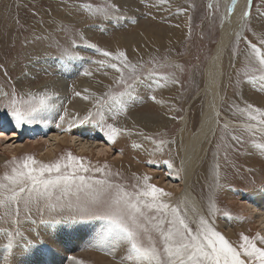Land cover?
Instances as JSON below:
<instances>
[{
    "label": "rangeland",
    "instance_id": "1",
    "mask_svg": "<svg viewBox=\"0 0 264 264\" xmlns=\"http://www.w3.org/2000/svg\"><path fill=\"white\" fill-rule=\"evenodd\" d=\"M222 5H226L223 0H0V118L10 120L6 130L0 127V183L8 185L0 192L10 195L11 188L19 192L21 185H11L4 177L14 175L13 169L22 168L27 158L35 160L33 167L39 168L58 161L67 163L71 155L75 167L83 164L89 169L76 175L90 183L107 180L130 194L155 186L162 190L160 201L177 207L193 231L203 218L238 251L245 243L242 234L264 248V223L260 224L264 214L258 210H249V214L243 194L250 191V198L264 194L259 190L264 189V131L260 129L264 126V82L259 79L264 76V66L249 47L255 44L264 51V0H251L250 14L243 22L245 38H233L228 45L229 61L220 60L222 98L216 129L202 156L195 160L188 182L200 208L187 206L179 197L182 123L186 118L184 137L199 127L204 97L200 89L220 37ZM125 36L134 38V46L130 40L117 45L116 40L123 41ZM102 51L112 56L105 57ZM56 60L66 64L56 67L52 65ZM69 60L82 61L81 71L71 73ZM90 78L95 80L82 85L83 93L78 92L80 81ZM124 91H130L124 97L127 104L114 105L109 97ZM87 94L96 99L83 110L81 99ZM52 98H60L61 118L16 126L8 107L13 100L23 105L38 104L40 99L49 103ZM69 107L80 108L75 121L67 119ZM60 120H67L68 125L63 127ZM89 122L102 128L96 138L105 141L109 150L98 155L94 148L79 151L65 142L49 145L55 129L72 132L77 124ZM253 123L259 128L249 125ZM108 124L118 129L111 141L106 137ZM21 195L27 196V189ZM85 203L83 195L73 190L39 199L33 196L27 206L13 201L10 208L0 207V264H30L23 253L31 247L34 253L36 248L56 247L65 264H149L143 257H133L136 253L130 241L115 243L117 249L109 256L82 246L77 234L84 236L86 229L89 233L96 227L100 234L104 226L109 227L99 214L81 215ZM139 207L143 212L139 245L156 247L166 259L157 224L171 218L170 210L164 216L142 203ZM47 225L51 233L42 231ZM161 226L167 230L166 222ZM123 244L129 248L123 249ZM19 247L24 250L22 255ZM241 259L247 261L248 257L242 255Z\"/></svg>",
    "mask_w": 264,
    "mask_h": 264
},
{
    "label": "snow or ice",
    "instance_id": "2",
    "mask_svg": "<svg viewBox=\"0 0 264 264\" xmlns=\"http://www.w3.org/2000/svg\"><path fill=\"white\" fill-rule=\"evenodd\" d=\"M232 3L235 4V0H232ZM248 3L251 4V0H248ZM249 14L248 11L243 12L244 17ZM261 43L264 44V35L261 36ZM249 47L258 58L259 64L264 66V51L257 48L255 44H249ZM101 55L110 57L112 53L102 51ZM124 55L123 52L120 53L121 57ZM111 67L116 68L117 66L112 64ZM259 79L264 82V76ZM129 95L130 91H124L110 96L109 99L114 105L124 107L127 104L124 97ZM8 107L16 126L19 127L23 123H39L40 113L48 107V103L45 99H40L38 104L18 105L13 100ZM256 111L260 110L256 109ZM252 118L255 119V117ZM107 127L109 132L106 133V137L111 141L118 129L112 124H108ZM35 164L36 161L29 157L23 162L22 168L13 169L14 175L4 177L9 184L21 185V187L19 192L15 188L9 189L10 195L0 192V207L10 208L13 201L17 205L23 202L27 206L33 196L39 199L44 196L51 197L54 192L68 194L74 190L82 194L86 201L80 214L94 216L99 214L98 218L107 219L108 232H115L117 237L127 238L138 260L143 257L149 261V264L152 261H155V264H252L253 261L264 264V248L256 247L246 235L242 234L241 238L245 243L240 246L242 251H238L223 235L209 227L203 218L199 221L200 227L193 231L186 219L180 215L177 207L170 208L168 204L160 201L162 190L155 186L149 185L146 190L130 194L120 189L119 186L111 185L107 180H95L90 183L83 175H76L81 170L87 172L89 169L83 164L75 167L74 158L71 155L67 163L58 161L50 165H41L39 168L33 167ZM63 169L70 171L65 172ZM45 173H49V176L45 177ZM52 173H57V175L53 177ZM7 187L8 185L0 183V189ZM114 188L115 191H113ZM26 189L27 196L21 195ZM133 195L136 196L135 201L132 199ZM140 197L150 199L141 201ZM141 203L146 208H154L164 216H167L170 210L171 218L157 224L164 241L163 253H166V259L161 258L156 247L142 248L138 243L139 230L142 228L140 217L143 216L139 207ZM165 222L168 225L166 231L161 226ZM8 248H12L11 241ZM242 255L248 257V260L241 259Z\"/></svg>",
    "mask_w": 264,
    "mask_h": 264
},
{
    "label": "bare ground",
    "instance_id": "3",
    "mask_svg": "<svg viewBox=\"0 0 264 264\" xmlns=\"http://www.w3.org/2000/svg\"><path fill=\"white\" fill-rule=\"evenodd\" d=\"M115 1L118 3V0H114V2ZM223 2L226 5H222L224 17H222L223 18V22H222V27L220 29V37H219L216 45L214 46L213 53H212L210 59L208 60V65L205 68V80H203L204 81V86L201 88L202 90L200 89V91L204 95V97H203V112L201 114L200 124H199V127H198V129H197V131L195 133H191L190 134V132H189L184 137V133L183 132L186 131L185 130V126H186V124H185L186 122L185 121H187V119L185 118V119H183L182 129H181L182 132L180 133L181 142H180V147L179 148H180V152H182V160H181V165H180L181 169L180 168L179 169H180V175L182 176V181L179 183L180 186H181L180 190H178L179 191V197L184 202H186L187 206H192L195 209H199L200 208L199 207V203L196 200V198L194 197L191 189L189 188L188 182L190 180L192 171L194 169L195 160L197 162L198 159H199V156L200 155L202 156V153L205 151V149H206V147H207V145H208V143H209V141L211 139V136H212L214 130L216 129L217 117L219 116L218 108H219V103H220L221 98H222V92H221L219 76H218L219 75L218 67H219V64H220V60L223 57H224L225 62L229 61L228 57H230V55H227V51H228V45H229L230 41L233 38H236V37H244L245 38V36H244V27H243V22L245 20L244 19L245 17L243 16V12L249 11V7H250V4L248 3V0H235V4L232 3V0H223ZM220 3H221V0H220ZM229 9H231V11H229ZM230 15H232V16H230ZM160 31L157 32V35L163 36V35H160V33H162L163 31L162 32H160ZM133 39L134 38L131 37V36H129L128 38H126V36H125L123 41L122 40L121 41H119V40L117 41L116 40V43H117V45L127 44L128 40L133 42ZM168 39H170V38H168ZM133 46H134V42H133ZM111 47H113V46L111 45ZM129 47L130 46L128 45V50H129ZM130 49H132V48H130ZM136 52H137V50H136ZM136 55H138V54H136ZM50 63H51V61H50ZM68 63L71 64V73L72 72L73 73L80 72L81 71L80 67H82V65L84 64L82 61H76V60H74V61L69 60ZM62 64L65 65L66 63L62 62L61 60H56V62H52V65H54L56 67H58V66L61 67ZM62 71H64V70H62ZM89 76H91V75H89ZM83 80H84V78H83ZM94 80H95V78L94 79L90 78L86 82L80 81V83L77 85V86H80V88H78V92L81 91L83 93L82 85L85 84V83L89 85ZM105 84L106 83H103V84L101 83L100 85L103 86ZM90 86H88V87H90ZM53 90L58 91L55 88H53ZM53 90H52V92H53ZM160 93H162V92H159V94ZM60 98H52L51 100L48 101L49 102L48 103V107L46 108L45 111H43L44 112L43 114H40V115H42L40 117L41 121H43L44 123H48L49 119H51L52 116H55L57 118H61V107H60V102H59ZM92 99H93V97L90 94L85 95V97L81 99L82 109L87 107L86 103L95 101L96 97H95V99H93V100ZM155 99L157 101V98H155ZM61 102H62V99H61ZM61 106H63V105H61ZM79 110H80L79 107H75V108L69 107V110H68L69 114L67 113L68 117L66 116L67 119L75 121V119H74L75 115H76L77 118H79L78 117L79 116V113H78ZM76 112H77V114H76ZM51 114H53V115H51ZM49 117H51V118H49ZM2 118H0V127H2V128L7 127V125L10 124L9 123V121H10L9 118L8 117H6L7 119L4 118V117H2ZM43 122H41V123H43ZM226 122H233V121H226ZM59 123H61L63 125V127H66L68 125L67 124V120H65V121H61L60 120ZM249 125L251 127H253V128H259L254 123L253 124H249ZM42 128H43V130L47 129L46 126H44V127L42 126ZM260 129H262L264 131V126L261 127ZM2 130H6V128H4ZM2 130L0 132V135L2 134ZM68 130L65 131V130H59V129L56 130L55 129V131L50 136L51 137L50 140H52L53 142H50L49 145H52V144H54V143H56L58 141H60V143L61 142H63V143L65 142V143H69V144L75 145L79 151H82V150H85V149L88 150V149H93L94 148L95 152L98 155L103 153V152H105L106 150L110 149V146H108L106 143H104L105 141L102 142V141H100V140H98L96 138L102 133V130H101L100 126H97L94 123H90V122L89 123H82V124L80 123V124H77L74 127L72 132L71 131L68 132ZM3 134H4V132H3ZM2 136H4V135H2ZM182 138H183V140H182ZM45 140H46V138H45ZM117 155L119 157L120 153L117 154ZM259 190L264 192V189H259ZM249 192L243 193V194H245V196L247 197V200H248V201L247 200L245 201L246 211L250 214L249 210L250 211L258 210V211L262 212V214H264V194L261 195V196H257L256 193H255L256 191H255L254 193H255V195L257 197L253 196L252 198H250L249 197L250 196ZM257 194L259 195V193H257ZM248 204H250V205H248ZM263 223H264L263 220L260 221L261 225ZM51 228H52V226H51ZM108 228H109L108 226H104L102 228L100 234H98V227H96L94 229L95 230L94 232H90V229H91L90 228L89 229V233L87 232V229H86V233L84 234V236L83 235L81 236V235L77 234V238H78L77 240L80 241L79 243H81L82 246H88L91 249L97 250L99 252V254H103V255H106V256L108 255L109 256L111 253H113L117 249V247H115V243H117V242L124 243V242H129V241L125 237H117L115 232L109 233L108 232ZM53 230H54V228H53ZM42 231L51 233L50 226L46 227V229H42ZM61 232H63V231H61ZM79 232L82 233V229H80ZM95 235H99L97 239H95ZM111 243H113V245H111ZM120 243L116 244V245H120ZM42 246H45V244L42 245ZM38 247H40V246H38ZM121 247L123 249L129 248V245L128 244H123ZM42 248L43 249H41V250H40V248L38 250H37V248L35 250H33V251H35V253L31 251L32 247L27 250L26 254L23 253L24 250L20 249V247H19V251H20V253L22 252L25 255L24 258H26L28 261H30V264H65V262L63 263L64 259H63L62 255L58 252L59 249L58 250L55 249L56 247L55 248H52V247L51 248H44V247H42ZM108 250H111V251L108 254H105L106 251H108ZM22 253H21V255H22ZM133 257L136 259L137 255L134 254ZM100 258L101 257H99V255H98L97 259L101 260ZM98 263H100V262H98Z\"/></svg>",
    "mask_w": 264,
    "mask_h": 264
},
{
    "label": "crops",
    "instance_id": "4",
    "mask_svg": "<svg viewBox=\"0 0 264 264\" xmlns=\"http://www.w3.org/2000/svg\"><path fill=\"white\" fill-rule=\"evenodd\" d=\"M101 130H102V128H101ZM102 132H103V130H102Z\"/></svg>",
    "mask_w": 264,
    "mask_h": 264
}]
</instances>
